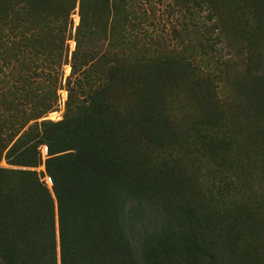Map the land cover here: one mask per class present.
I'll return each instance as SVG.
<instances>
[{
    "label": "trees",
    "instance_id": "obj_1",
    "mask_svg": "<svg viewBox=\"0 0 264 264\" xmlns=\"http://www.w3.org/2000/svg\"><path fill=\"white\" fill-rule=\"evenodd\" d=\"M218 2L223 3L201 2L207 6L206 20L217 13ZM73 6L74 0H0V159L15 167L0 168V264H32L36 250L45 253L43 264H56V238L58 264L182 260L178 252L189 249L185 228L194 216L205 218L207 208L196 212L181 199L183 179L164 185L165 177L145 173L138 138L173 142L165 109L173 87H182L190 113L204 115L200 118L211 125L213 80L197 72L184 49L162 51L144 64L120 51L102 52L100 42L109 45L106 0H79L74 50L66 62L65 32ZM248 11L258 16L256 26L264 33V0H253ZM229 32L227 46L242 39L247 56L240 74L227 77L234 72L228 68L224 79L235 82L239 96L253 91L256 101L249 103L264 112V49L254 48L257 40L246 29H220L225 37ZM205 41L196 51L211 60L219 50ZM15 61L18 70L4 74ZM101 61L111 63L104 88L94 86L92 77ZM66 64L70 74L62 119L34 122L23 130L54 107L57 84L50 71ZM119 109L124 117L116 114ZM38 146L46 150L43 167L50 189L30 170L39 163ZM165 186L169 189L161 190Z\"/></svg>",
    "mask_w": 264,
    "mask_h": 264
},
{
    "label": "rangeland",
    "instance_id": "obj_2",
    "mask_svg": "<svg viewBox=\"0 0 264 264\" xmlns=\"http://www.w3.org/2000/svg\"><path fill=\"white\" fill-rule=\"evenodd\" d=\"M202 1L205 0H106L105 28L109 45L100 42L101 51L110 54L120 51L122 57L138 59V64H144L158 58L162 51L178 54L184 49L185 58L192 61L197 72L213 80L214 120L211 125L200 118L204 115L190 113L183 102L184 89L178 87L176 91L173 87L165 101L167 122L174 127L173 142L165 144L166 141L151 139L145 142L138 138V160L145 161V173L158 179L165 177L160 180L166 181L164 185L169 184L171 178L183 179L185 188L181 187V199L196 208V212L203 205L207 208L205 218H191L184 238L189 249L178 252L182 260L176 256L170 264H264V112L249 103V99L256 101L253 91L239 96L235 82L225 81L224 73L228 68L234 72L228 74V70L227 77L240 74L247 53L242 39L227 46L233 36L229 32L225 37L220 29L224 27V33L233 27L246 29L257 40L252 42L255 49L258 44L264 49V33L256 26L258 16L248 11L253 0H222L223 3L218 2L217 13L208 14L209 20L205 19L207 6L201 4ZM78 2L74 0L66 26V62L74 50L72 39L78 24ZM186 9L191 11V18ZM229 16L232 17L227 20ZM205 39L216 44L214 51L219 50L211 60L196 51L197 43L205 44ZM25 60L26 55L22 62ZM19 63L15 61L5 67L3 73H15ZM110 64L101 61L97 67L95 65L94 86H106ZM69 74L68 64L53 66L50 76L56 78L57 84L54 107L27 123L23 130L34 122L62 119L66 102L64 83ZM139 88L138 84L140 95ZM76 100L80 102V94ZM116 112L119 117L125 115L122 109ZM37 151L39 163L30 170L50 189L43 167L45 147L38 146ZM0 168L15 167L0 159ZM55 245L58 264L57 238ZM43 254L42 250H36L32 264H43Z\"/></svg>",
    "mask_w": 264,
    "mask_h": 264
}]
</instances>
